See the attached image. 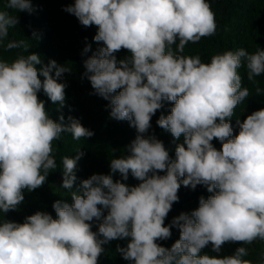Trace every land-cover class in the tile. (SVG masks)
Instances as JSON below:
<instances>
[{"label":"clouds","instance_id":"1","mask_svg":"<svg viewBox=\"0 0 264 264\" xmlns=\"http://www.w3.org/2000/svg\"><path fill=\"white\" fill-rule=\"evenodd\" d=\"M6 7L16 13L33 11L30 0H7ZM64 11L83 26L98 27L94 40L104 46L84 61L83 75L94 94L109 101L110 117L129 121L138 133L128 146L130 155L111 160L112 174L127 180L131 172L141 183L130 187L112 175L93 174L71 193V204L54 202L57 218L37 211L24 223L3 221L0 264H98L102 245L124 238H130L129 243L117 251L133 264H253L245 258L249 253L244 246L223 258L200 252L209 243L220 252L226 242L264 241V108L242 123L238 120L240 130L234 137L229 122L249 96L238 71L242 66L256 85V95H264L256 80L264 74V50H226L212 55L209 63L198 55L178 54L187 44L215 35L216 18L208 0H75ZM17 23L16 15L0 11V45ZM21 47L29 48L25 40L5 45L6 50ZM121 49L130 55L117 60L115 53ZM39 64L37 54L18 55L11 62L0 59L3 213L17 209L24 200L22 190L40 188L56 169L53 142L62 133H71L77 141L94 135L72 117L67 125L63 116L61 123L49 118L37 93L43 89L53 103L63 106L65 85L57 78L71 69L55 60L37 69ZM162 101L173 106L157 124L175 139L184 136L174 160L162 141L144 135ZM214 138L222 143L221 150L213 146ZM82 155L61 158L63 188L73 187ZM181 185H204L213 195L201 196L196 210L181 213L165 226ZM98 205L108 214L94 232L89 222L101 219ZM172 226L179 228V239L170 249L160 246L156 241L170 238Z\"/></svg>","mask_w":264,"mask_h":264},{"label":"trees","instance_id":"2","mask_svg":"<svg viewBox=\"0 0 264 264\" xmlns=\"http://www.w3.org/2000/svg\"><path fill=\"white\" fill-rule=\"evenodd\" d=\"M33 11L13 12L6 7L7 0H0V11H8L18 17L15 27L9 28L8 37L4 44L0 45V59L8 62L13 61L18 55L37 54L41 64L36 65L37 69L47 66L50 61L55 60L58 65L67 66L70 72L62 74L57 78L58 83L65 85V100L63 106L58 102L53 103L41 89L37 95L38 99L45 104L46 112L50 119L61 123L60 117L70 123L69 117L79 120L85 128L91 130L94 135L91 137L74 140L71 133L64 132L58 141L53 142V155L57 167L49 172L45 183L33 191L22 190L24 200L17 209L7 213L0 212V223L3 221L24 223L26 217L34 215L37 211L47 212L55 219L56 212L52 205L60 200L71 204V193L81 187V182L93 174L112 175L113 180H120L122 183L133 187L138 186L141 181L134 178L129 172L128 179L123 180L117 172L112 174L110 162L113 158H121L130 155L128 146L136 138L137 131L130 126L129 121H117L110 117V109L107 107L109 101L94 94V90L87 77H84V59L91 57L103 42H96L94 36L98 32L96 25L83 26L79 20L64 9L73 5L75 0H30ZM215 13L217 30L214 36L202 38L198 43H189L185 46L180 55L200 56L201 61L209 63L212 55L222 53L226 50H237L244 48L249 52H255L257 48L264 50V0H208ZM36 37H33V33ZM25 40L29 48L6 50L5 45L10 41ZM179 41L177 40V44ZM86 46H90L88 52H84ZM175 51L176 45L172 46ZM130 55L126 49L115 53L117 60L124 59ZM242 77V87L249 89V96L241 102L234 110L229 122L233 128V137L239 133V125L246 117L254 111L264 108V95H256V85L250 83L246 76V68L242 66L239 70ZM55 78V72L51 73ZM41 81L44 77L39 76ZM259 86L264 89V74L256 78ZM120 90H117V93ZM172 102L162 101V107L156 111L151 118V127L145 136H155L162 141L169 152L171 159H175V149L178 144L184 143V136L175 139L171 133L162 129L157 124L161 115L167 116L171 112ZM217 150L222 149V143L218 139L212 140ZM186 147V145H185ZM78 152L83 155L77 161L75 175L76 180L73 187L62 197L51 196L44 191L55 184L62 175L63 165L61 158L69 156L75 158ZM158 175H165V172H157ZM151 175V173H150ZM218 191V190H216ZM213 193L207 191L204 185H197L195 189L181 185L178 191L179 200L172 204L171 210L165 218V226H169L172 220L181 213L190 214L199 207V198L207 199ZM94 227V219L89 222ZM178 227H171V236L165 240L156 242L165 248L171 246L179 239ZM102 239V237H100ZM130 238L116 239L103 244L104 251L98 258V264H133L125 260L117 247H126ZM237 242H226L222 245L220 252L212 249L211 243L201 249L200 255L215 256L223 258L232 255ZM248 249L249 255L245 257L260 264L264 255V241L256 240Z\"/></svg>","mask_w":264,"mask_h":264},{"label":"rangeland","instance_id":"3","mask_svg":"<svg viewBox=\"0 0 264 264\" xmlns=\"http://www.w3.org/2000/svg\"><path fill=\"white\" fill-rule=\"evenodd\" d=\"M87 58H85L83 61H85ZM63 124L66 125V120H63L62 121ZM62 183H63V171H62V175L59 177V179L57 180V182L55 184H53L52 186H50L49 188H47L44 193L48 194V195H53V196H56V197H62L64 195H66L68 192H70L71 190L70 189H66V188H63L62 187ZM98 207H100L102 209V217L100 220H96L94 218V227H93V230L95 231H98V226L100 223H102V220H103V216H106L108 214V209H104L103 206H100L98 205ZM251 247L252 245L251 244H248V245H243L241 242H237V245L236 247Z\"/></svg>","mask_w":264,"mask_h":264}]
</instances>
